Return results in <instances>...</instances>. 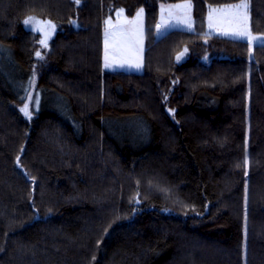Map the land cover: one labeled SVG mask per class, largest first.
<instances>
[{"label": "trees", "instance_id": "obj_1", "mask_svg": "<svg viewBox=\"0 0 264 264\" xmlns=\"http://www.w3.org/2000/svg\"><path fill=\"white\" fill-rule=\"evenodd\" d=\"M160 1L0 0V264H264V42L206 32L236 0L156 36ZM140 6L143 70H104L106 18Z\"/></svg>", "mask_w": 264, "mask_h": 264}, {"label": "rangeland", "instance_id": "obj_2", "mask_svg": "<svg viewBox=\"0 0 264 264\" xmlns=\"http://www.w3.org/2000/svg\"><path fill=\"white\" fill-rule=\"evenodd\" d=\"M189 2V0H176V1H160L158 5V15H157V24L161 23V18L163 15L164 19H168L169 14V6H174L178 4H185ZM192 5V0H190ZM241 0L232 1L229 3H225L222 5H211L208 8L206 14V32L208 33H217L221 34L222 32H238V31H245L249 33L252 37H257V40H254L251 47H250V54L249 58L253 56V46L256 43L264 42V33H255L252 32L250 29V11L248 9L247 13V20H242L237 18L233 13L235 9H230L227 6L235 5L240 3ZM247 3L250 6L249 0ZM161 5H164V10L162 13ZM143 9L142 16L139 20H136V14L138 10ZM211 9H217L215 19L213 21V26L209 27V11ZM123 10V11H121ZM176 15L182 16V12L176 9H171ZM27 16L35 17L36 21L39 22L37 25V30L35 32L39 33V41L42 39V32L43 31H50L48 22H51L52 25H55V29L51 30L50 37L53 35L54 31L57 30V23L53 20L43 18L42 16L36 13H27L23 17V21ZM190 16L192 21V29L194 28V21H193V9H190ZM106 21L108 23H106ZM173 27L165 28L161 31H158L156 28V36H159L166 32L167 30L179 27L187 29L184 25L177 24L175 19L171 21ZM24 24V23H23ZM25 26V25H24ZM26 27V26H25ZM26 28L31 29V26H27ZM43 29L41 31L40 29ZM145 8L140 6L136 9V11L129 15L125 12L124 7H118L113 16H108L105 20L104 29H103V69L104 70H126V71H142L143 70V54L145 49ZM222 35V34H221ZM231 36V35H228ZM234 37V36H231ZM108 40L109 45V63L113 66L110 68H105V40ZM236 38H243L249 39L248 35L243 37H236ZM186 50V51H185ZM40 53H43L44 50L42 47L38 48ZM183 53L180 59L185 58L187 55V46H185L178 55ZM139 63L140 67L137 68L135 65ZM123 65V66H120ZM36 76L37 74L34 72L29 79V87L30 91L28 93V98L25 104H28L29 111L30 110H38L40 107V92L36 88ZM24 104V105H25Z\"/></svg>", "mask_w": 264, "mask_h": 264}, {"label": "snow or ice", "instance_id": "obj_3", "mask_svg": "<svg viewBox=\"0 0 264 264\" xmlns=\"http://www.w3.org/2000/svg\"><path fill=\"white\" fill-rule=\"evenodd\" d=\"M79 2H80V0H77V3H79ZM191 7H192V5H191L190 0H189V2H187L185 4H178V5H174V6H169L170 10H169V14H168V19H164L163 15H162L161 23H158L156 25L157 30L161 31V30H163L165 28L173 27V24L171 23V21L173 19H175V22L177 24L184 25L187 29L191 30L192 29V21H191V16H190ZM227 7L230 8V9H235V12L233 13V15H235L237 18L245 20V21L247 20V18H248L247 13H248V9H249V4L247 3V0H241L240 3L235 4V5H229ZM173 8L176 9V10H179L180 12H182L183 15L182 16L176 15L171 10ZM161 10H162V13H163L164 5H161ZM121 11H123V10H121ZM143 11H144L143 9L138 10V12L136 14V18H135L136 20L140 19V17L142 16ZM216 12H217V9H211L209 11V17L208 18H209V27L210 28L213 26V21L215 19ZM23 23H24V25L26 27L27 26H31V30L32 31H36L37 30V25H38L39 22L36 21L35 17L27 16L25 18V20L23 21ZM106 23H108V22L106 21ZM48 25H49L50 31L46 32L44 39H41L39 41V43L42 46H44V47L47 46V40H48V36L51 34V30L55 29V25H52L51 22H48ZM40 30L43 31L42 28ZM221 34L225 35V36L231 35V36H234V37H243L245 35H248V37H249L248 42H249L250 47H251L253 41L258 39L257 37H252L249 33L245 32V31H238V32H227V31H225V32H222ZM262 46H264V45H262ZM182 55H183V53L178 55L177 56V60H179ZM36 56L42 58L41 57V53L39 51L36 52ZM109 57H110L109 45H108V40L106 38V40H105V65H104L105 68H110V67L113 66L111 63H109ZM120 66H123V65H120ZM135 67L139 68L140 64L137 63L135 65ZM20 110H21V112L24 113L25 116H30L31 115V113L29 112L28 104H25L24 107L21 108ZM105 231H107V230H105ZM97 243L99 244L100 241H98ZM93 259H95V257H93Z\"/></svg>", "mask_w": 264, "mask_h": 264}, {"label": "water", "instance_id": "obj_4", "mask_svg": "<svg viewBox=\"0 0 264 264\" xmlns=\"http://www.w3.org/2000/svg\"><path fill=\"white\" fill-rule=\"evenodd\" d=\"M156 28H157V27H156ZM46 32H48V31H43V32H42V39H44V37H45V33H46ZM49 38H50V35L48 36L47 44H48Z\"/></svg>", "mask_w": 264, "mask_h": 264}]
</instances>
